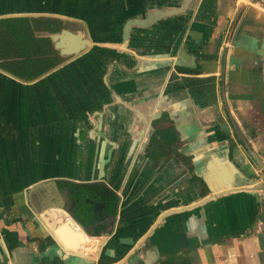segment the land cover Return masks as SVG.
Wrapping results in <instances>:
<instances>
[{
  "label": "crops",
  "instance_id": "1",
  "mask_svg": "<svg viewBox=\"0 0 264 264\" xmlns=\"http://www.w3.org/2000/svg\"><path fill=\"white\" fill-rule=\"evenodd\" d=\"M260 6L264 0H0V65L27 58L19 42L30 43V58L45 64L32 78L0 69V264H264V212L256 198L215 193L244 186L247 177L220 151L225 138L212 111L221 64L230 109L232 98L239 109L251 108L239 87L250 83L249 32L254 20L264 25ZM64 30L89 45L62 62L51 36ZM111 59L121 65L110 67L112 92L104 82ZM155 113L199 128L181 152L218 156L206 188L173 161L154 169L139 143L130 152L139 120L141 130V118ZM93 117L104 120L101 132L80 133L78 124ZM262 128L256 127L263 135L255 148L264 147ZM207 136L209 145L201 144ZM59 152L68 154L67 172ZM234 153L250 174L245 156ZM48 179L99 181L120 195L114 222L108 221L113 227L97 246L85 238L87 251L60 254L37 219L54 204L30 197ZM61 194L67 193L58 195L62 201Z\"/></svg>",
  "mask_w": 264,
  "mask_h": 264
},
{
  "label": "flooded vegetation",
  "instance_id": "2",
  "mask_svg": "<svg viewBox=\"0 0 264 264\" xmlns=\"http://www.w3.org/2000/svg\"><path fill=\"white\" fill-rule=\"evenodd\" d=\"M260 7L264 8V6ZM261 14L264 16V11H261ZM259 25L260 23L254 20L251 25L252 31L249 32L253 43V48H251L253 50L251 53L255 55V61L251 63V68L249 69L251 78L250 83L247 84V82H244L242 86L239 87L240 92H242L244 96L249 97V99L246 101L251 103V108L246 110L239 109L235 103L238 100L232 98V109H230L228 100L226 98V91H228V89H226L224 83L225 69L221 64L222 67L220 68L219 74L217 75L218 88L216 90L217 98L215 99L216 108L212 111L218 113V132L220 133L221 137L225 138L219 141L221 142L219 149L224 154L227 152L228 158L234 163V166L240 169V173L243 175L242 177H247V184L244 186L248 188H261L250 189L246 190L245 192L256 198L261 208V214L263 215L264 147L255 148V144L258 142V134L263 135L256 130V127L263 126L262 130L264 131V25L263 27ZM241 26L242 23L239 24L237 32L243 30L244 27ZM229 39L226 38L227 41H229ZM224 51L225 50H223L222 57L225 55ZM72 57L73 55H67L61 60L62 62H65ZM116 65L121 66L118 61L111 59L108 61L106 66L104 82L107 86V89L111 92L112 90L109 86L108 75L111 70L110 67ZM124 68L128 71H132V69L127 67ZM236 83L238 84L237 81ZM239 94L240 93L237 92H228V97L230 95L238 96ZM180 110L183 109L180 108ZM138 114L140 119V113ZM141 121V130L139 120V126L137 129L138 131L135 138L136 140L132 143L130 152H132L136 148V145H138L137 143H139V153L141 152L143 155L146 152V157L152 161L151 166L154 169L159 170L167 162L173 161L176 164L183 165L188 170V173L192 176V180L199 182L201 187L206 188L207 181L211 180L213 170L215 169V159H218V156L207 152L202 158L195 159L193 155L185 156L184 152H181V147L191 145L192 140L197 135V130H199V128L196 126V124H194L192 120L191 122L188 121L189 124H185L182 122V120H178L177 115L166 116L163 113H155L151 117L146 115L145 118H141ZM95 124L96 126L100 125L99 128H96ZM211 125L212 127H216L214 124ZM87 126H90V128L88 129ZM103 126L104 120L96 123V119L93 117V120H88L87 124H78V130L80 133L85 132L86 135L88 133L95 134L98 131L101 132ZM205 127H207V123L203 124V128L206 131ZM207 129L208 131L206 133H210V128L207 127ZM182 136H186V138ZM201 144L209 145L208 136L206 140L204 139L201 141ZM248 148H251L252 151L250 152ZM234 150H237L240 154L244 155L249 162L250 166L248 167L251 169V173H248L249 175L245 173L246 169L242 163L243 158L241 157L237 159L235 157ZM252 152L256 155L258 164H256L250 158L249 155ZM131 157L132 154L129 157V161H131ZM220 157H223V155H220ZM57 186L59 190H65L64 192H67V194H73L75 200L83 203L90 209L95 210L96 213L100 215L107 216L108 218H114L117 215L118 211L117 207H115L117 202L116 197L118 196L120 198V195L117 194V192H113L109 187L103 185L99 181L91 182V184H73L65 181L57 182ZM95 245L97 246V243H95Z\"/></svg>",
  "mask_w": 264,
  "mask_h": 264
},
{
  "label": "water",
  "instance_id": "3",
  "mask_svg": "<svg viewBox=\"0 0 264 264\" xmlns=\"http://www.w3.org/2000/svg\"><path fill=\"white\" fill-rule=\"evenodd\" d=\"M51 40L53 41L55 48L58 49L64 56L73 55V57H75L76 55H79L86 50V44L89 45L88 42L81 39L80 34H72L66 30L62 31L60 34L52 35ZM61 66L63 65L61 64L55 67L50 73L56 71ZM249 156L256 164H258L256 155L254 153H250ZM46 181H53L52 183H56L53 179H48ZM102 184L105 185L104 183ZM250 189L261 188H248L243 185H231L225 187V189L223 190L216 191L215 193H218V195H222L227 193L246 191ZM60 193L63 192L59 191V194ZM62 197L64 198L62 199V201L60 200V202L55 203L53 206H51L50 211H48L47 213L37 215V219L40 221L41 227H43L47 231L48 236H51L52 239L54 238L56 243L59 244V252L61 255L63 253L62 250L69 251L72 254H78L79 252L81 253L87 249L88 244H86L85 238H87L88 240L102 238V236L104 235L101 233L108 226L110 229L113 227L112 222H114V218L112 219V222H108L110 218L96 213L95 210L90 209L88 206L78 202L75 199H72L67 194L62 195ZM116 198L117 202L115 204V207H118L120 198L118 196ZM56 211L63 212V215L58 216V214L55 213ZM64 214L68 215L70 220H72L75 225H78L82 232L78 231L74 227L72 228L70 222H65ZM47 218H50L51 223H47ZM77 257L78 256L76 255L75 258Z\"/></svg>",
  "mask_w": 264,
  "mask_h": 264
},
{
  "label": "rangeland",
  "instance_id": "4",
  "mask_svg": "<svg viewBox=\"0 0 264 264\" xmlns=\"http://www.w3.org/2000/svg\"><path fill=\"white\" fill-rule=\"evenodd\" d=\"M13 62H16V64L15 65L14 64L9 65V64L5 63V65H0V69L4 72H7V70H11V71H16V73L18 71V73H19V70L16 66H18V63L21 62V60L18 61L16 58V60H14ZM33 71H35V69ZM64 138H66L65 134H64ZM65 141H66V139H65ZM64 147L66 148V145ZM57 154L59 155L58 157L60 158L59 162H61V164L60 163L59 164L60 165L63 164V166L65 167L64 172H67L66 168L68 166V159H69L68 154L66 155V154H63L62 152H59ZM64 155H65V158H64ZM55 158H57V156H55ZM239 179H240V177L238 175H236L234 177V180H239ZM58 190H59V188H58L57 184H55V183L42 185L40 187L35 188L30 193V195H31L30 197L35 195L36 199H38V201H39V203H35V204H39L40 206H45L47 204H52V203L55 204V203L60 202V197H58L59 191L60 192L65 191V190H59V191ZM65 193H67V192H65ZM40 195H41V197H40Z\"/></svg>",
  "mask_w": 264,
  "mask_h": 264
},
{
  "label": "trees",
  "instance_id": "5",
  "mask_svg": "<svg viewBox=\"0 0 264 264\" xmlns=\"http://www.w3.org/2000/svg\"><path fill=\"white\" fill-rule=\"evenodd\" d=\"M19 34V33H18ZM25 34V33H24ZM29 44L30 43H28V42H26V44H25V42H19V43H17V45L19 46V47H22V50L23 51H25L27 54H22L23 56L24 55H28L27 56V58L26 59H19V60H21V62H19L18 63V66H16L17 68H18V70H19V73H18V71H17V73H16V71H14V75H16V76H19V77H27V78H32V77H34V76H36L37 74L36 73H38V72H36V71H33L32 70V68L34 69V68H39V67H43V66H45V64H43V63H41L40 61H39V59L40 58H30V56L29 55H31V53H30V49H29V52L27 51V49L26 48H29ZM26 47V48H25ZM3 49H5V48H3ZM3 51V50H2ZM21 55V56H22ZM33 55H40V52L39 53H33ZM22 56V57H23ZM5 59H7V57H4ZM18 60V61H19ZM39 61V62H38ZM15 64H16V62H15ZM49 65H52V64H49ZM26 71H28V72H32L31 74H28Z\"/></svg>",
  "mask_w": 264,
  "mask_h": 264
},
{
  "label": "bare ground",
  "instance_id": "6",
  "mask_svg": "<svg viewBox=\"0 0 264 264\" xmlns=\"http://www.w3.org/2000/svg\"><path fill=\"white\" fill-rule=\"evenodd\" d=\"M70 223H71V225L74 227V228H76L78 231H80V232H82V230L80 229V227L78 226V225H75L74 223H73V221L71 220L70 221ZM87 239V238H86ZM88 240V239H87ZM91 241L92 242H94V243H97L98 244V240L97 239H91ZM87 251V250H86Z\"/></svg>",
  "mask_w": 264,
  "mask_h": 264
}]
</instances>
